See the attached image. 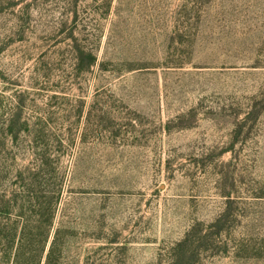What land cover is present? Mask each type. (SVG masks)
<instances>
[{
	"label": "rangeland",
	"instance_id": "rangeland-1",
	"mask_svg": "<svg viewBox=\"0 0 264 264\" xmlns=\"http://www.w3.org/2000/svg\"><path fill=\"white\" fill-rule=\"evenodd\" d=\"M0 162L64 264H264V0H0Z\"/></svg>",
	"mask_w": 264,
	"mask_h": 264
},
{
	"label": "trees",
	"instance_id": "trees-1",
	"mask_svg": "<svg viewBox=\"0 0 264 264\" xmlns=\"http://www.w3.org/2000/svg\"><path fill=\"white\" fill-rule=\"evenodd\" d=\"M47 169L0 162V264H64L56 224L63 187L49 190L41 178Z\"/></svg>",
	"mask_w": 264,
	"mask_h": 264
}]
</instances>
